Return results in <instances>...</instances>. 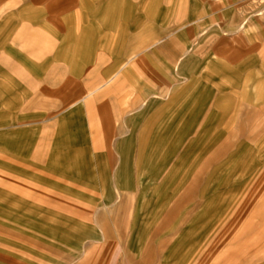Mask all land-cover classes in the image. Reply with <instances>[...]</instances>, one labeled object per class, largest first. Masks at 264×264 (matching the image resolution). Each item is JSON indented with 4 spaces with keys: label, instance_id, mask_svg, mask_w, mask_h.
Here are the masks:
<instances>
[{
    "label": "rangeland",
    "instance_id": "374dc122",
    "mask_svg": "<svg viewBox=\"0 0 264 264\" xmlns=\"http://www.w3.org/2000/svg\"><path fill=\"white\" fill-rule=\"evenodd\" d=\"M47 3L0 0V135L28 136L32 151L52 136L55 107H67L112 70L106 56L116 62L148 40L162 39L141 54L146 75L125 80L119 100L126 113L114 121L118 105L112 109L111 125L123 124L124 132L102 129L104 118L80 121L85 108L76 117L80 131L101 137L87 152L90 177H60L35 161L24 176L11 167L12 149L4 148L14 143L0 140V154H6L0 170L53 193L48 208L34 200L0 202V264H103L102 252L109 256L106 264L255 260L264 247L263 189L250 201L248 196L264 183V153L248 157L246 136L264 129V0H97L72 27L76 32L69 33L68 19L53 35ZM74 5L56 4L54 15L66 19ZM39 6L43 11L36 13ZM113 7L123 48L107 52L101 24ZM46 33L52 36L44 44ZM45 45L47 53L35 56ZM184 50L182 76L169 82L172 90L184 89L169 102L158 96L179 70L171 63ZM146 99L151 107L143 119L127 113L134 101ZM90 111L99 114L96 106ZM92 124L96 131L89 130ZM18 144L15 160L22 161ZM252 147L263 150L264 140ZM97 163L100 177L94 176ZM216 195L224 206L232 201L215 224L209 221ZM103 241L107 249L98 253Z\"/></svg>",
    "mask_w": 264,
    "mask_h": 264
},
{
    "label": "crops",
    "instance_id": "0c3cea01",
    "mask_svg": "<svg viewBox=\"0 0 264 264\" xmlns=\"http://www.w3.org/2000/svg\"><path fill=\"white\" fill-rule=\"evenodd\" d=\"M16 2L18 0H15ZM36 1V0H33ZM78 4L75 0H49V4L50 7L47 8V11L50 15H53L52 18V24L54 25V29L50 28L49 32L52 33V35L54 33H56L59 29L61 23H65L64 21L68 20L70 22H68V27H69V33L70 32H76V27L72 28L74 25H81L82 23H80V21L83 20L84 18V14L85 11H87V9L89 10L91 7L95 6V2L97 0H77ZM115 1V0H113ZM11 2V1H10ZM65 3H69L71 5H74L73 7L75 8V6H77L74 9V12L72 13L71 16H68L66 19L63 18L60 21L57 19V17L54 15L55 14V6L56 4H64ZM117 2V1H116ZM36 3V2H34ZM37 5V4H36ZM5 8V7H4ZM181 8V7H178ZM5 10V9H4ZM1 11L3 12V14L6 11ZM43 11V7L39 6L35 8V12H42ZM116 11L115 8H109L108 9V13H106L104 20L102 21V26L101 28H103L105 31H107V35L105 36L106 40H109V45L106 47L107 49H105V51L109 52L112 51L114 48L117 49L119 48L120 50H122V43L120 38L122 37L121 35H123L124 33H121L122 31L116 27L115 25V21H114V15H115ZM10 17V15H9ZM67 26V25H66ZM72 29V30H71ZM75 30V31H73ZM100 30V29H99ZM112 30L114 32V36H111L109 31ZM80 32H82V30H80ZM51 34L49 35V33H46V35L44 36V44L49 43L50 40V36H52ZM134 35V34H132ZM167 36H170L171 33L166 34ZM110 37V38H109ZM111 38H114L115 42L110 41ZM161 39L162 38H155V39H151L150 41L148 40L144 45H142L140 48H137L136 50H131L129 54H127L126 56H124V58H122V60L117 59V61H113V58H111L110 56H106L107 59H111V61L113 62L112 66V70H110L108 73H106L104 76L100 77L97 81H94V83H92V85L88 86L85 88V92L82 93L81 95L77 96V98H75V100L71 101L67 107H55L54 112L52 114V117H50V121L52 120L51 123V128H52V136L49 137L50 139L46 140L42 147V144L37 145L36 149H34L33 151L30 148V143H29V137L28 136H21L18 135L17 137L9 135V137H5L3 135H0V140H5L7 141V138H9L8 140L12 143H14V147L13 146H8V144H6L4 146V148H11L13 155L12 158L9 160L11 164V167L13 166V169L16 170H22V173L24 174V176L26 175V173H29V170L32 169L31 166H33L32 164H41V165H45L47 166L46 168L49 169V171H53V172H61V176H65L66 178H72V176L74 178L77 177H90V173L92 169H89V165L88 162L91 159V154L90 152L87 153L89 151V149H96V146L100 145L99 144V138H101L99 136V138H95L91 132L88 133L87 130L84 129V131H80L79 130V122H75L76 117L79 116V113H82V108H85V113L86 116H80L79 120L83 121L88 120V121H92V120H99V119H106V121L108 122V125L106 126H102V129L108 130L109 132H112L111 134L113 135V130H117V132L122 131L124 132V127L123 124H121L118 129H116L115 126L111 125L112 122V117H111V113H112V109L113 107H116V105H118V108H115L114 110V121H118L119 117L123 114L126 113V111L124 109L121 108L120 104L122 105V100H119L120 98H122L123 95V88L125 87V80H128L130 78H135L136 76H144L146 75V71L144 70L143 66H144V62H145V58L144 56L141 54L145 53V52H149L151 49L159 46L161 44ZM113 42V43H112ZM76 43V41H75ZM80 45V44H79ZM78 47V45H77ZM122 47V48H121ZM75 49V48H74ZM42 50V51H41ZM47 50H49V45H45V46H41V49H39L37 55L35 56H40V55H45L47 52ZM104 49L99 52L100 57H104V54L102 52H105ZM61 52V50L59 51ZM187 54V50H184L181 54V56L176 59L175 61H172V66L176 67L178 65H181L179 70L174 74L172 73L170 75V80H167L168 83H165L164 87H163V92L161 94H159V98H167V100H169V102H171L172 100L175 99V97H178L182 92L184 88L178 89V90H172L171 85L169 84V82H171V79H176V77H181L182 76V70L184 68V57ZM213 64H216V61L212 62ZM218 64V63H217ZM225 66L222 67L219 71H222V75L225 72V70L227 69L228 65L224 64ZM182 68V69H181ZM89 70V69H88ZM63 71V69H62ZM168 74L171 73V71H167ZM223 84V83H222ZM225 85V84H224ZM233 84H230V87ZM228 86V85H225ZM114 98L117 96L119 98L112 100L113 97ZM112 98V99H111ZM143 100V99H142ZM149 100V101H148ZM139 101V102H138ZM141 100H136L132 103V108H130V110H128L127 113H132L136 116V118L139 119H143L144 114L150 109L151 107V101L150 99H146L144 101ZM138 102V103H137ZM114 105V106H113ZM96 106L97 110L99 109V114H91L92 112L90 111L92 109V107ZM106 110V113H105ZM127 110V109H126ZM91 112V113H90ZM76 115V116H75ZM106 116H108V118H106ZM28 125V123L26 124ZM81 125V124H80ZM96 128H98V126L92 124L90 125L89 130L92 131H96ZM134 128V125L132 126V129ZM83 129V128H82ZM131 130V129H130ZM264 131V129H263ZM263 131L261 132H256L255 130L253 133H250L249 135H247L246 137H248V139L251 140V142H246L249 149L247 150V152L249 151L250 153H248V157H254L255 155H257V153L260 155H263L264 153V149H260L258 151H254L253 147L254 145L257 144H261L262 143V139L264 140L263 137ZM115 133V132H114ZM94 137V138H93ZM249 140V141H250ZM8 142V141H7ZM17 142L18 147L22 148V155H23V160L22 161H17L15 160V156H16V147H17ZM16 143V144H15ZM21 143V146H20ZM120 145V144H119ZM121 146V145H120ZM103 147V146H102ZM252 147V148H251ZM261 148V147H260ZM94 153V152H91ZM1 157H6L4 153L1 152ZM5 159V158H3ZM98 158H95V160ZM264 159V156L262 157L261 160ZM126 162V157L123 156V158L121 157L120 159V163L123 165ZM13 171V170H12ZM87 172V173H86ZM93 172V171H92ZM15 174V173H13ZM12 174V175H13ZM101 174V167L100 165L97 163L95 165V174L94 176H98L100 177ZM118 177H121L120 174H117ZM25 178V177H24ZM21 179L20 177L14 175L11 176L9 174H7L6 172L0 170V202H16V201H20V202H31L32 200L34 201H39L40 204L44 205L46 208H48V202L50 201V199H47V196L53 194L50 191H46V190H42V189H37L34 186H32V184L26 183L25 179ZM121 182H117L116 183V189L118 190L121 186ZM261 188L263 189V197H262V201L264 202V183H260L259 186H257L252 193L249 194L248 196V200L250 201L251 197H254V195H258L259 192H261ZM253 195V196H252ZM33 196L35 198H33ZM117 196H119V194H117ZM50 197V196H49ZM55 197H53L52 199H54ZM47 199V200H46ZM216 207H215V213L213 216H215L217 219H220L223 215V213L221 214V211H223L224 208L228 207L231 205V201H229V203H226V206H224V200H221V196H217L216 195ZM227 200V199H226ZM52 201V200H51ZM261 203V200H259L257 203ZM256 203V201H255ZM264 206V203L263 205ZM41 207V206H40ZM10 210V209H9ZM14 210V209H13ZM42 210V209H41ZM44 210V209H43ZM48 211V210H47ZM263 217H264V209L261 210ZM10 216V214H9ZM14 217L16 215H13ZM12 216V217H13ZM24 216H27L26 214ZM48 216V215H46ZM73 216V215H72ZM87 215L85 214V216H82V218H85ZM41 217H43L41 215ZM219 222V221H217ZM250 227V226H248ZM247 227V228H248ZM247 231V230H246ZM104 232H107L106 230H104ZM98 233H99V229H98ZM107 241H103L101 242L97 248H99V252L103 251L104 249H107L106 244ZM190 250L192 249V246L190 245ZM261 249V247H260ZM259 249V250H260ZM258 256L256 257L255 260H252L250 262H248V264H264V247L262 248L261 251H259ZM262 260V261H261ZM98 261L99 262H103V264L109 263V256L106 253H101L99 254L98 257Z\"/></svg>",
    "mask_w": 264,
    "mask_h": 264
},
{
    "label": "bare ground",
    "instance_id": "6f19581e",
    "mask_svg": "<svg viewBox=\"0 0 264 264\" xmlns=\"http://www.w3.org/2000/svg\"><path fill=\"white\" fill-rule=\"evenodd\" d=\"M217 221H219V219H217L215 216L209 221L210 223L215 222V224L217 223ZM209 223V224H210Z\"/></svg>",
    "mask_w": 264,
    "mask_h": 264
}]
</instances>
